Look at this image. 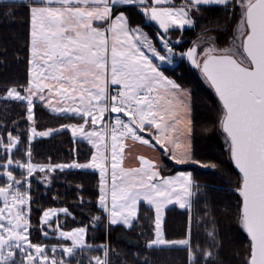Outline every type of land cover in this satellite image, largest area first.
Returning a JSON list of instances; mask_svg holds the SVG:
<instances>
[{"label":"snow or ice","instance_id":"obj_1","mask_svg":"<svg viewBox=\"0 0 264 264\" xmlns=\"http://www.w3.org/2000/svg\"><path fill=\"white\" fill-rule=\"evenodd\" d=\"M168 0H32L30 8L32 23L31 51L35 58L30 61L37 65L40 83L33 87L5 89L7 99L26 102L27 119H33V106L36 101L49 104L53 95L59 100L65 97L73 105V116H79L83 124L73 125V133L85 132L89 123L95 127L97 115L103 119L106 111L123 113L129 117L127 121L120 116L115 117V123L109 124L104 134L85 132V139L104 141L111 136V202L103 187L106 176L105 164L56 165L63 170L65 167L88 168L93 165L101 170L100 208L108 212L106 217L110 225L122 221L131 226L137 202L143 198L149 204L156 205V234L149 242V247L157 245L187 246L191 251L189 239L166 241L161 234V204L171 203L175 196L180 200L182 195H191L189 189L191 179L181 173L179 178L163 179L156 183L159 176L157 166L149 159L139 157L140 167L124 170L121 168V178L117 181V142L120 137H130L150 144L155 141L161 148L171 153L177 164L192 160L185 150L178 156L176 149L182 145L177 137L169 135V129L178 131L176 125L181 122L180 107L184 104L179 93V85L168 79L146 54V49L152 58L161 62L167 61L164 53H173L174 45L165 35L170 28L192 26V13L199 11L201 5L225 4L226 0H184L180 7H161ZM241 8V23L245 30L241 32V43L228 49L217 50L209 47L202 51V59L197 60V49L193 47L182 53L197 67L202 66V73L214 87L223 106V131L230 141L232 159L243 174L240 193L243 196V227L251 236L252 244L249 264H264V0H237ZM119 6V7H118ZM129 7H134L141 15L151 21L159 22L164 33L158 35L162 47L150 42L139 27H133L125 13ZM94 21H100L98 25ZM111 33V44L107 33ZM138 34V35H137ZM121 36L123 39H121ZM179 43V41H177ZM110 51L111 63L108 53ZM239 57V58H237ZM110 86H119L114 94ZM26 92V95L22 94ZM45 92L48 95H45ZM174 102L172 97H178ZM61 113H67L68 108L58 105ZM190 123V121H189ZM32 137L48 136L50 131L36 132L31 129ZM190 131V129H189ZM142 133H147L144 138ZM32 137H29V141ZM163 141V142H162ZM20 137L9 135L7 144L0 138V146L4 154L0 155V180L6 186H0V196H4V207L0 208V264H17V257H22L19 264H71V259H50L45 245L33 244L29 239L28 218L21 207L14 217L15 222L6 221V209L9 208L8 196H12V204L24 205L30 185L27 177L38 170L46 172L44 166H36L31 161V148L24 149L25 156L15 161V168L24 169L22 179L13 176L14 159L9 158L11 148L17 151ZM171 145V147H169ZM120 151L123 152L121 145ZM106 159V158H105ZM54 170V169H52ZM179 185V191L177 190ZM19 186V187H17ZM25 189L21 192L19 189ZM181 202L180 207L184 208ZM66 215L67 209H62ZM54 210L43 212V223L51 226ZM99 220L100 217H95ZM24 221L22 224L21 221ZM59 228V225H57ZM55 234V230H53ZM81 227L71 232L59 231L63 240H71V246L60 245L63 255L74 258L79 248L86 247ZM45 237L48 232L43 231ZM57 248L50 249L53 253ZM210 257L211 253H206ZM96 264H101L99 258Z\"/></svg>","mask_w":264,"mask_h":264},{"label":"trees","instance_id":"obj_2","mask_svg":"<svg viewBox=\"0 0 264 264\" xmlns=\"http://www.w3.org/2000/svg\"><path fill=\"white\" fill-rule=\"evenodd\" d=\"M32 5V1L0 2V138L6 145L9 135L20 137V150L11 148L8 152L9 158L14 159L15 178L22 179L21 172L26 171V165L24 169L15 168V161L25 156L27 147L31 148L30 162L46 169L30 176V185L25 186L30 201L28 224L32 243L45 245L48 257H52L53 247L69 246V241L54 234L57 225L66 232L83 227L86 247L76 252L74 258H62L71 259V264H96L97 258L101 264H249L251 241L242 222L243 179L234 167L230 142L222 131L223 107L201 71L189 66L185 59L176 60L173 67L163 68L162 72L190 93L191 157L195 163L178 166L164 155L160 175L167 178L181 172L191 174L190 209L169 208L162 226L166 241L189 239L191 251L187 246H148L155 238L156 216L145 204L140 205L130 229L119 223L108 224L99 205L102 179L98 172L54 169L56 165L89 164L94 150L75 139L68 129L83 124L80 118L55 114L35 102L33 119L28 120L26 102L6 98V88L29 87ZM167 6L179 7L177 4L161 7ZM125 15L133 27L143 29L157 48H161L158 30L147 23L144 15L134 7H129ZM193 20L192 29L168 33L176 50L186 53L203 40H213L219 50L228 49L241 22V8L237 0L224 6H200ZM33 127L37 133L50 131L51 134L32 137ZM29 137H32L30 141ZM3 154L0 146V155ZM5 171L0 169V173ZM0 186H6L3 180ZM50 209H67L68 214H60L49 227L42 224V218L43 212ZM21 259L17 257V264Z\"/></svg>","mask_w":264,"mask_h":264},{"label":"crops","instance_id":"obj_3","mask_svg":"<svg viewBox=\"0 0 264 264\" xmlns=\"http://www.w3.org/2000/svg\"><path fill=\"white\" fill-rule=\"evenodd\" d=\"M0 2H18V1H0ZM21 3H24V1H22ZM33 6H39V5L38 4L32 5L31 7H33ZM100 23H101L100 21H94L93 22L94 26L98 25ZM31 31H32V23H31ZM107 35L109 37V44H111V35L112 34L109 32V33H107ZM121 39H123L122 36H121ZM108 56H109V64H110L111 63L110 51L108 53ZM34 59L35 58L32 56V51H31V46H30V61H32ZM153 62L158 66L156 61H153ZM171 67H160L159 71L162 72L163 68H171ZM163 75H164V73H163ZM30 80L33 81V85H32L33 87L35 86L36 83H40L39 77L37 74V65L34 63H30ZM117 87H119V86H110V90L115 91V89ZM179 93H180V96H182L183 100H184V104L180 107V115H181L182 119H181V122L175 126L176 129H178V131L174 132L171 129H169L168 131H169V135L177 137L178 141L182 145L181 149H176L177 155L178 156L182 155L185 150H187L191 155V153H192L191 152V97H190V93L188 91L183 90L181 88H179ZM24 95H26V93ZM45 95L47 96L48 93L45 92ZM172 99L174 100V102H178L179 96L178 97H172ZM36 102L41 103L45 108H47L48 110H50L51 112H53L55 114H63V115H67V116H73L71 113L72 107H82L80 104L73 105L72 102L65 97H60L58 100L55 95L52 96L49 104H44L42 101H36ZM59 104H63V107L68 108L69 111L67 113H61L59 110V107H58ZM105 113L103 114V116H104L103 119H100V114L98 112L95 113L97 115L96 126L93 127L89 123L88 125H85V129L87 131H90V132H96L97 134H99L100 130H102L103 134H104V131L106 129L105 128ZM73 117L80 118L79 116H73ZM189 121H190V123H189ZM189 129H190V131H189ZM142 135L144 136V138H148L147 133H142ZM92 137L94 139V147L89 143L90 141L88 142V141H85L83 139H78V140L84 141L85 143L90 145L94 150V154H95L96 150H98L99 156H98L95 163L105 164L107 166L106 176L104 178L105 184L103 187L105 188V191L107 193V199H108L109 207H110L111 183H112V181H111V159H112L111 136L107 135L105 137L106 143L104 141L97 140L96 136H92ZM121 145L123 146V152L120 151ZM169 147H171V145H169ZM164 155H165V157H168L170 160H172L178 166H186V165L190 164V161L187 163H183V164H177L175 162V159H173L171 157V153L166 151L165 149L161 148V146L159 144H155L154 140L151 141L150 144L146 145V144H143L141 141L134 140L130 137H120L118 135L117 160L120 161L121 163H120V167L117 168V170H116L117 171V181L119 182L121 175H122L121 170H120L121 168H123L124 170H128V169H134V168L140 167V161L138 158L141 156L146 158V159L151 160L157 166L159 176L156 178V183H158V184L162 183L163 179L179 178L181 173L189 176L191 179V174L187 173V172H181V173H178L174 176L162 178L160 175V168L162 167ZM93 167H94V169L100 170V168H97L94 165H93ZM95 172H97V171H95ZM179 187L180 186L177 185L178 191H179ZM191 188H192V179H191V186L189 189L190 193H191ZM181 202L185 203L186 206L184 208L180 207ZM141 204H145L146 206L152 208L154 210L155 216H156V205L155 204H149L146 200L141 198L135 206L134 218H132L131 226L133 225V222L135 221V219L139 213V207ZM171 207H179L181 209L189 210L191 207V195H182L180 200H177L176 197L173 196L171 203L164 202L161 204L160 217H161V234H162V236H163L162 226H163V223L165 220L166 211ZM105 214L107 217L108 212L105 211ZM108 224H109V221H108ZM119 224L123 225L126 229L131 228V226L123 223L122 218H121V221L119 222ZM163 238H164V236H163ZM152 247H155V248H174V247H183V246L165 244V245H157V246H152Z\"/></svg>","mask_w":264,"mask_h":264},{"label":"rangeland","instance_id":"obj_4","mask_svg":"<svg viewBox=\"0 0 264 264\" xmlns=\"http://www.w3.org/2000/svg\"><path fill=\"white\" fill-rule=\"evenodd\" d=\"M0 1H18V2H19V1H20V2L24 1V2H27V1H32V0H0ZM232 1H233V0H226V3H225V4H215V3H213V4H210V5H201V6H224V5H227L228 3H231ZM183 3H184V0H182V2H180V0H168V2H167L166 4H164V5H169V4L175 5V4H177V5L180 7ZM161 6H163V5H161ZM194 13H195V12H194ZM194 13L191 14V15H192V19H193ZM145 18H146L147 23L151 24L154 28H156V29L158 30V35L164 33V30H163L162 28H160L159 22H157V21H151V20L148 19L147 16H145ZM193 27H194V24H193L192 26H185L184 28L172 27V28H170L169 31H168L166 34H164V35H165L166 39H168V40L170 41V39H169V37H168V33H169L170 31H172V30L184 31V30H187V29H192ZM244 30H245L244 25H242V23L240 22V24H239L238 27H237V34H236V37H235V40H234V42H233L232 47H233L234 45H235L236 47H239V45H240V43H241V39H240V37H241V32L244 31ZM142 31L145 33L146 36H148L147 33H146L143 29H142ZM137 35H138V34H137ZM148 37H149V36H148ZM149 40H150V42H152V43L155 45V43H154L150 38H149ZM158 40H159V39H158ZM159 42H160V45H161V47H162V41L159 40ZM174 43H175V42H174ZM172 44H173V43H172ZM175 44H176V43H175ZM173 45H174V44H173ZM155 46H156V45H155ZM156 47H157V46H156ZM193 47H196V49H197V54H196V59H197V60H201V59L203 58L202 55H201V53H202V51H203L204 49L209 48V47H212V48L217 49L216 46H215V44H214V42H213V40H209V41H207V40H203V41H200V42L194 44ZM193 47H191V48H193ZM191 48H190V49H191ZM230 48H231V47H230ZM157 49H159V48H157ZM144 50H145L146 54L149 56V58L152 59V63H153L154 66L157 67L158 71H159V68H160V67H171V66L173 67L174 64H175V61H174L173 56H172L171 54H170V55H167V57H168V60H167V61L161 62V61H159L158 59H154V58H152L151 53L148 52L146 49H144ZM217 50H219V49H217ZM186 53H187V52H186ZM179 58H180V59H185L189 66H191L192 68H195V69H197L198 71H200V67H197L195 64H193L192 61H191L186 55L182 56V55L180 54V57H179ZM237 58H239V57H237ZM180 59H179V60H180ZM153 61H156L157 64H158V66H157ZM168 79H169V78H168ZM12 100H14V99H12ZM70 128H71V127H68L69 131H71V133L73 134V136L75 137V139H83V140L88 141V142L90 141L89 143L94 147V139H93V137L91 138V140H89V139H85V132H90V131H87V130L85 129V132H76V133L74 134V133H73V128H71V129H70ZM99 134H103V131L100 130ZM117 135H119V132L117 133ZM43 137H47V136H43ZM94 155L98 158V156H99V152H98V150H96V152H95ZM92 163H93V161L91 160V162H90L89 164H92ZM71 164H73V163H71ZM71 164H68V165H71ZM54 169L61 170V169H59V168H54ZM78 169H80V170L97 171V172L100 173V175H101V171L98 170V169H94V167H88V168L65 167L63 170L68 171V170H78ZM37 172H40V171H38V170L34 171V172L31 174V176H32L34 173H37ZM29 177H30V176H29ZM29 177H27V179H28ZM104 184H105V182L103 181V186H104ZM27 186H28V185H26V187H27ZM17 187H19V186H17ZM19 190H20V189H19ZM24 190H25V189H24ZM21 192H24V191H21ZM25 195H26L25 203H24V205H22V206L19 205L18 202H17L15 205H13V204H12V196H11V195L8 196L7 199H8V203H9V208L5 210L6 213H8V214L5 215V220H6V221H11V222L14 223V222H15L14 217L16 216L17 212L20 210L21 207H23L24 210H25L24 215H25L27 218L29 217V202H30V201H29V197H28V192H25ZM4 200H5L4 196H0V208H3V207H4ZM54 212H55V215H53L52 218H51L52 222L55 221V220L57 219V217H58L60 214H65L63 211H61V210H57V209H54ZM27 222H28V220H27ZM21 223L23 224L24 221L22 220ZM42 224L45 225V224L43 223V218H42ZM28 225H29V224H28ZM46 226H48V225H46ZM54 230H55V232H56V234H57V237L60 238V236H59V231H61V230H59L58 228H54ZM65 232H66V231H65ZM60 239H62V238H60ZM83 240H84V244L86 245V232H85V234H84ZM65 241H69V246H71V244H72V241H71V240H65ZM56 248H57L56 252L53 253V256H52V257H49L50 259L55 258L56 260H60V259H62L63 257H67L66 255H63V254L60 252L59 247H56ZM83 248H84V247H83ZM80 249H82V248L77 249L76 252H78ZM58 253H60L61 255H60V256H58V255L56 256L55 254H58Z\"/></svg>","mask_w":264,"mask_h":264},{"label":"built area","instance_id":"obj_5","mask_svg":"<svg viewBox=\"0 0 264 264\" xmlns=\"http://www.w3.org/2000/svg\"><path fill=\"white\" fill-rule=\"evenodd\" d=\"M166 55H172L174 59H180V52L178 50L173 49V53H164ZM113 94L115 91H111ZM117 116H120L122 119H124L125 121H127L129 119V117L127 116H124L123 113H111L109 111H106L105 113V128H108L109 129V132H110V127H109V124H114L115 123V117Z\"/></svg>","mask_w":264,"mask_h":264},{"label":"water","instance_id":"obj_6","mask_svg":"<svg viewBox=\"0 0 264 264\" xmlns=\"http://www.w3.org/2000/svg\"><path fill=\"white\" fill-rule=\"evenodd\" d=\"M200 71H201V74H202V76L204 77V79L206 80V82L209 84V86L211 87V89L213 90V92H214V94H215V96L217 97V99L219 100V102H220V104L222 105V101H220V99H219V95L216 93V91H215V89H214V87L211 85V83L205 78V76L203 75V73H202V66L200 67ZM223 107V106H222ZM222 131H223V127H222ZM223 133L226 135V137H227V134L223 131ZM228 138V137H227ZM228 140H229V138H228ZM230 142V141H229ZM232 161H233V164H234V167H235V169H236V171L241 175V177H242V179H243V174L240 172V170L238 169V167L236 166V164H235V161L232 159ZM242 199H243V196H242ZM243 208V207H242ZM245 231H246V233H247V235H248V237H249V240L251 241V244H252V240H251V236L248 234V232H247V230L245 229Z\"/></svg>","mask_w":264,"mask_h":264}]
</instances>
